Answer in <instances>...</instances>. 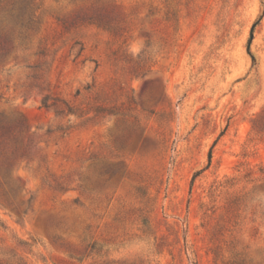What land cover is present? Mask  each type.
<instances>
[{
    "label": "rangeland",
    "instance_id": "rangeland-1",
    "mask_svg": "<svg viewBox=\"0 0 264 264\" xmlns=\"http://www.w3.org/2000/svg\"><path fill=\"white\" fill-rule=\"evenodd\" d=\"M25 2L0 264H264V0Z\"/></svg>",
    "mask_w": 264,
    "mask_h": 264
},
{
    "label": "trees",
    "instance_id": "trees-1",
    "mask_svg": "<svg viewBox=\"0 0 264 264\" xmlns=\"http://www.w3.org/2000/svg\"><path fill=\"white\" fill-rule=\"evenodd\" d=\"M17 0H0V66H2L10 57L13 51L11 37L16 33L17 36H23V29L32 28L34 26V14L27 13L26 8L29 2H25L22 8L16 6ZM257 21L251 26V33L247 43V51L250 53L249 41L252 37V30ZM211 154L208 153V164L210 163ZM200 173L195 172L193 178ZM264 178V177H263Z\"/></svg>",
    "mask_w": 264,
    "mask_h": 264
},
{
    "label": "clouds",
    "instance_id": "clouds-1",
    "mask_svg": "<svg viewBox=\"0 0 264 264\" xmlns=\"http://www.w3.org/2000/svg\"><path fill=\"white\" fill-rule=\"evenodd\" d=\"M141 49L139 47H134L132 49V55L136 57L140 53Z\"/></svg>",
    "mask_w": 264,
    "mask_h": 264
}]
</instances>
